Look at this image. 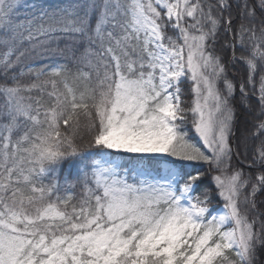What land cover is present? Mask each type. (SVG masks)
Returning <instances> with one entry per match:
<instances>
[{"label": "snow or ice", "instance_id": "snow-or-ice-1", "mask_svg": "<svg viewBox=\"0 0 264 264\" xmlns=\"http://www.w3.org/2000/svg\"><path fill=\"white\" fill-rule=\"evenodd\" d=\"M0 264H264V0H0Z\"/></svg>", "mask_w": 264, "mask_h": 264}, {"label": "trees", "instance_id": "trees-1", "mask_svg": "<svg viewBox=\"0 0 264 264\" xmlns=\"http://www.w3.org/2000/svg\"><path fill=\"white\" fill-rule=\"evenodd\" d=\"M45 2L49 3V4H59V3L65 2V0H45ZM60 47H63V43H61ZM45 62H47V61H45ZM231 71L236 72L240 75L245 74V68L243 65H237V67L232 69ZM240 111L243 112V109H241ZM63 183H64V181L61 180V184H63ZM258 199H260V197H258Z\"/></svg>", "mask_w": 264, "mask_h": 264}, {"label": "rangeland", "instance_id": "rangeland-1", "mask_svg": "<svg viewBox=\"0 0 264 264\" xmlns=\"http://www.w3.org/2000/svg\"><path fill=\"white\" fill-rule=\"evenodd\" d=\"M214 203H216V201H214Z\"/></svg>", "mask_w": 264, "mask_h": 264}]
</instances>
